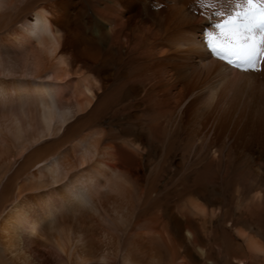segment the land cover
I'll return each instance as SVG.
<instances>
[{
	"label": "bare ground",
	"instance_id": "1",
	"mask_svg": "<svg viewBox=\"0 0 264 264\" xmlns=\"http://www.w3.org/2000/svg\"><path fill=\"white\" fill-rule=\"evenodd\" d=\"M15 1L0 0V11H17L0 19V34L11 30L8 45L0 42V143L25 155L22 171L61 183L60 196L82 204L101 179L110 190L129 180L122 191L131 196L152 163L155 228L171 224L199 246L218 211L233 209L237 217L222 225L245 254L236 264H264V243L249 231L264 226V70L229 66L207 49L214 10L199 0H32L18 11ZM236 2L219 0L217 9ZM78 134L71 146L81 171L69 174L75 166L55 155L32 163ZM164 191L179 208L158 203ZM17 210L16 223L0 229V264H91L90 247L81 259L70 243L72 230L41 244L39 228Z\"/></svg>",
	"mask_w": 264,
	"mask_h": 264
},
{
	"label": "rangeland",
	"instance_id": "2",
	"mask_svg": "<svg viewBox=\"0 0 264 264\" xmlns=\"http://www.w3.org/2000/svg\"><path fill=\"white\" fill-rule=\"evenodd\" d=\"M30 1L32 0L15 1L13 7H16L18 11L24 10L27 6L29 9L32 7ZM12 11V9L9 11L5 8L2 9L0 19L2 20L5 14H15L17 12ZM20 17L22 19L23 16ZM8 32H1L0 34V42L3 45L8 42L5 36V33ZM27 110L28 108L24 109V112ZM1 119L4 118L1 117ZM119 125L123 124L120 122ZM89 132L90 130H84L81 136ZM79 136V134L72 136L51 154L40 155L33 159L32 163L46 160L51 155H55L62 159L60 161L67 165L66 168L75 166L74 169L71 168L72 171L69 169V174L74 173V171H81L79 155L75 147L71 146L76 139H79ZM56 138L53 140H56ZM11 141L13 140L9 139L8 142ZM52 141L49 139L42 144H49ZM42 144L29 145L27 152L30 154L40 148ZM0 146V229L2 226L12 227L16 223L15 220L18 218L13 219L12 215L16 212H12V210L17 207V217L20 216L21 220H31L39 228L36 236L37 242L41 244L47 242L49 244L51 243L49 240H54L53 237H55L57 230L62 228L67 229L69 232L72 230L70 232V243L73 247H76L75 249L81 259H87V256H83L88 251L86 247L88 249L90 247L87 255H90L89 261L91 264H126L134 261L139 264H236V260L245 258L244 252L238 247L240 241L234 237L230 229H226L222 225L224 218L237 217L233 209L229 213L223 212L225 209L218 211L217 225L212 229L211 236L204 237L203 241L199 242V246L192 245L185 237L186 234H178L171 224L167 223L164 228H155V167L152 163L146 165L145 172L140 174L141 180L139 182H133L130 179L134 185H138L131 196L129 191H122L123 188L126 190L127 186L131 185L129 180L128 182L123 181L121 185L115 183L118 189L113 188V190H110L108 186L101 187L106 186L108 183L101 179L99 187L96 188L97 190L91 189L87 193L88 196H86V192L85 195L82 194L83 203L79 204L72 201V198L60 196L63 187L60 186L61 183L53 185L46 179V181L44 180L45 184H41L36 180L39 174L37 170L27 168L22 171L25 155H18L12 143L9 149H6L1 143ZM128 163L131 164L128 165V167H131L129 169L136 171V161H129ZM84 170L85 168L82 169V171ZM17 171L19 176L9 184V180ZM34 183L41 186L34 189L32 188ZM218 186L219 183L215 184L213 189L218 188ZM145 187H151L149 194L146 193ZM213 189L209 185L207 191L212 193L211 190ZM165 193L164 191L161 196H158V201L160 200L158 203H165L166 206L168 203H173L172 205L176 204L179 208L181 202L172 199L169 201L165 197ZM52 194L54 195L52 196ZM54 197L55 199L57 197V199L54 200ZM216 206L220 207L221 205ZM160 211L163 215L161 219L168 222L167 216H164V213L166 215L165 207ZM177 211H175L176 214L179 213ZM224 213L227 215L225 216ZM239 226L237 225V228H242ZM243 228L246 227L243 226ZM249 231L258 235L261 242L263 241L262 244L264 243V226L260 229L256 227L251 229L250 227ZM2 239V235H0V241ZM198 247H201L204 252L207 251L205 252L206 256L200 254Z\"/></svg>",
	"mask_w": 264,
	"mask_h": 264
},
{
	"label": "snow or ice",
	"instance_id": "3",
	"mask_svg": "<svg viewBox=\"0 0 264 264\" xmlns=\"http://www.w3.org/2000/svg\"><path fill=\"white\" fill-rule=\"evenodd\" d=\"M219 0H199L217 19L204 44L220 61L242 69L264 70V0H237L234 9H217Z\"/></svg>",
	"mask_w": 264,
	"mask_h": 264
}]
</instances>
